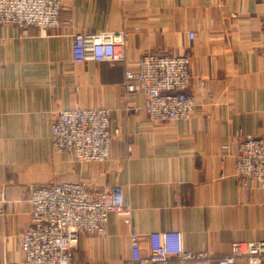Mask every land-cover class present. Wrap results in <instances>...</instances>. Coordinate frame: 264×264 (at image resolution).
I'll use <instances>...</instances> for the list:
<instances>
[{
    "label": "crops",
    "instance_id": "0c3cea01",
    "mask_svg": "<svg viewBox=\"0 0 264 264\" xmlns=\"http://www.w3.org/2000/svg\"><path fill=\"white\" fill-rule=\"evenodd\" d=\"M86 32H126V62H75L74 37ZM186 52L194 74L187 91L198 106L187 120L153 122L146 96L127 92L125 69L148 53ZM103 107L118 130L108 161L54 153L59 111ZM245 135L264 136V0H70L47 35L0 24V264L23 258L29 189L65 181L121 184L132 207L131 228L112 212L107 235L81 236L78 264H123L131 230L143 251L150 233L178 230L186 250L214 257L236 241H264V190L236 173Z\"/></svg>",
    "mask_w": 264,
    "mask_h": 264
},
{
    "label": "built area",
    "instance_id": "2783aa9c",
    "mask_svg": "<svg viewBox=\"0 0 264 264\" xmlns=\"http://www.w3.org/2000/svg\"><path fill=\"white\" fill-rule=\"evenodd\" d=\"M70 0H0V24L20 28L24 35L34 31L47 35L61 25V16ZM126 32H86L74 37L75 62L93 60L110 64L125 63ZM190 39L195 33H189ZM193 55L148 53L136 68L125 69L124 86L129 93L146 96L145 111L153 122L187 120L198 102L188 93L194 77ZM204 85V81L201 80ZM115 132L109 108L61 110L51 124V145L57 154H67L76 163H104L111 158ZM227 147V146H225ZM236 173L259 182L264 190V136H241L236 154ZM32 205L30 222L21 235L23 258L6 264H78L76 250L83 234L105 236L109 214L116 213L132 226V207L121 184L104 189L86 188L79 182L65 181L29 190ZM6 195L0 191V212ZM177 205L183 203L177 199ZM140 235L130 232V256L123 264H187L215 259L219 264H263L264 241H236L230 253L214 257L206 249L186 250L178 230L149 234V247L143 251Z\"/></svg>",
    "mask_w": 264,
    "mask_h": 264
},
{
    "label": "rangeland",
    "instance_id": "374dc122",
    "mask_svg": "<svg viewBox=\"0 0 264 264\" xmlns=\"http://www.w3.org/2000/svg\"><path fill=\"white\" fill-rule=\"evenodd\" d=\"M186 53H187V52H186ZM189 53H190V52H189ZM203 81H204V80H203ZM114 132L117 133L118 130H114ZM54 153H55V152H54ZM55 154H57V153H55ZM72 160H73V159H72ZM78 164H79V163H78ZM32 187H34V186H32ZM32 187H31V188H32ZM31 188H30V189H31ZM30 189H29V190H30ZM28 194H29V191H28Z\"/></svg>",
    "mask_w": 264,
    "mask_h": 264
}]
</instances>
